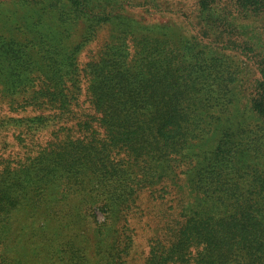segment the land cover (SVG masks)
<instances>
[{"label":"trees","instance_id":"16d2710c","mask_svg":"<svg viewBox=\"0 0 264 264\" xmlns=\"http://www.w3.org/2000/svg\"><path fill=\"white\" fill-rule=\"evenodd\" d=\"M0 264H264V0H0Z\"/></svg>","mask_w":264,"mask_h":264}]
</instances>
